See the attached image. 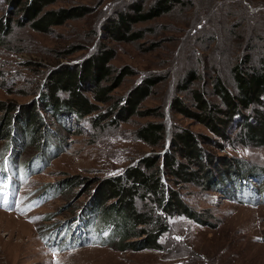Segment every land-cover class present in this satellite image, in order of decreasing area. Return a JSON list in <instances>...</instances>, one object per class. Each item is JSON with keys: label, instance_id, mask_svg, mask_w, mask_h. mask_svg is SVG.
Wrapping results in <instances>:
<instances>
[{"label": "rangeland", "instance_id": "1", "mask_svg": "<svg viewBox=\"0 0 264 264\" xmlns=\"http://www.w3.org/2000/svg\"><path fill=\"white\" fill-rule=\"evenodd\" d=\"M129 1L57 0L47 8L85 3L92 10L49 31L14 19L11 31L0 35V264H264V144L241 136L244 115H253L258 104L235 114L225 137L172 105L180 97L197 109L192 91L196 88L225 107L213 93L215 75L236 92L232 65L247 52L254 64L264 63V0H184L188 6L135 23L148 28L143 38L104 40V21ZM9 8L0 0V18L12 15ZM100 40L116 48L113 75L125 66L134 72L114 87L109 102H100L99 110L83 117L64 111L60 117L52 114L44 107L50 74L61 64L83 60ZM72 47L78 49L71 53ZM191 69H197L198 78L184 89L181 84ZM155 74L161 79L139 106L144 111L152 108V114L134 113L112 121L113 111H119L132 87ZM58 95L67 92L60 89ZM31 109L38 116L33 137L25 134L24 125ZM152 120L166 127L157 145L136 134ZM183 127L198 133L210 157L199 168L177 153L189 163L188 170H198L193 180L163 166L174 132ZM156 153L161 155L158 174L166 187L199 218L184 212L166 215L156 194L141 185L134 192L136 207L156 218L163 215L168 228L158 248H121L124 241L114 224L102 225L106 217L95 208L98 186L123 177L130 168L145 167L144 156ZM223 158L241 159L255 169L219 181L216 160ZM210 175L214 185L208 184ZM122 180L126 186L133 183L127 176ZM111 195L106 203L117 199Z\"/></svg>", "mask_w": 264, "mask_h": 264}, {"label": "trees", "instance_id": "2", "mask_svg": "<svg viewBox=\"0 0 264 264\" xmlns=\"http://www.w3.org/2000/svg\"><path fill=\"white\" fill-rule=\"evenodd\" d=\"M6 1L10 5L9 11L12 15H7L3 19L0 18V35L11 31L14 19L19 25L29 23L36 30L49 31L54 25L62 24L70 18L84 16L92 10V7L85 3L47 8L48 5L55 3L57 0ZM177 6L185 7L188 4L184 0L129 1L123 7H117L115 12L104 21L103 29L100 30L101 37L104 40L114 39L118 41H134L143 38L148 28L135 27V23L170 12ZM77 49L78 47H72L70 52L72 53ZM116 54L117 51L113 45L100 40L99 43L95 44L92 52L80 62L70 65L61 64L54 68L50 74V80L47 82L48 94L44 97L48 100V104L44 107L49 108L52 114L59 117L62 111H64V114L74 112L77 116L83 117L99 110L100 102H109L113 97L114 87L121 83L125 75L134 72L130 66H125L113 75L114 68L111 61ZM231 70L236 82V92L228 87L220 74H216L212 82L213 93L221 98L225 107L211 101L206 97L204 91L196 88H193L192 91L197 109L187 105L180 97L174 98L172 105L177 110L204 123L217 135L225 137L235 114L242 115L241 110L243 108L258 104V106H253L254 112L251 116H254V121L249 119L251 116L246 117L247 115H244L241 122V126L244 128L241 131V136L245 141H253L258 145H262L264 144V107L260 106L264 105V63L261 66L254 64L252 54L247 52L232 65ZM197 78V69L189 70L181 84L182 88H190L192 82ZM112 79H114L113 84L112 82H103ZM160 79L161 76L159 75H148L135 84L123 98L125 101L122 105L119 106V102L114 103L119 106V111H113L114 116L111 120L126 118L134 113L140 115L152 114V108L144 111L139 106L144 98L153 93V88ZM60 89L65 90L67 95L64 97L59 96L58 90ZM87 91H91L92 96ZM2 109L3 107L0 105V110ZM31 110L24 125H26L25 134L33 137L38 133V123L36 124L38 116L33 109ZM104 116L99 118L102 119ZM33 119H35V123L33 121L34 124H30ZM136 134L137 137L147 143L157 145L164 139L166 127L163 122L152 120L138 127ZM51 152L53 153V151ZM177 153L188 158L191 164L198 165L199 168L204 165V159L205 161L210 160L207 152L200 146L198 133L187 127L174 132L173 147L165 151L163 166L184 179L193 180V178H196L198 170H188L189 163L178 159ZM160 157L161 155L158 153L144 156L142 162L145 167L130 168L123 177L119 176V179L112 178L110 181L104 180L98 186L100 195L96 199L95 208L97 205L101 214L106 217L105 220L107 221H104L102 225L114 224V231L120 234L121 239L124 241L120 245L121 248H158L160 245L159 237L168 228L164 220L166 218L163 215L159 214L156 218L152 213L140 211L136 207L134 192L138 191L141 185L156 194L158 205L165 211L166 215L184 212L192 218H199L174 190L169 191L166 187L167 183L158 174L163 167L161 163L157 166ZM232 159L235 160L227 158L220 161L216 160L220 162L217 167L220 174L219 178L217 177L219 181L222 177L226 180L228 175L238 178L240 174L255 169L254 166L242 162L241 159ZM150 168H152V171L147 172L146 169ZM126 176L133 181L129 186H126L122 180ZM212 178L213 176L210 175L209 185L215 183ZM254 178L256 179L257 176ZM109 195L117 199L106 203V198ZM131 235L139 238L127 240Z\"/></svg>", "mask_w": 264, "mask_h": 264}, {"label": "snow or ice", "instance_id": "3", "mask_svg": "<svg viewBox=\"0 0 264 264\" xmlns=\"http://www.w3.org/2000/svg\"><path fill=\"white\" fill-rule=\"evenodd\" d=\"M0 191H2V189H0Z\"/></svg>", "mask_w": 264, "mask_h": 264}, {"label": "bare ground", "instance_id": "4", "mask_svg": "<svg viewBox=\"0 0 264 264\" xmlns=\"http://www.w3.org/2000/svg\"><path fill=\"white\" fill-rule=\"evenodd\" d=\"M254 180H255V178H254Z\"/></svg>", "mask_w": 264, "mask_h": 264}]
</instances>
